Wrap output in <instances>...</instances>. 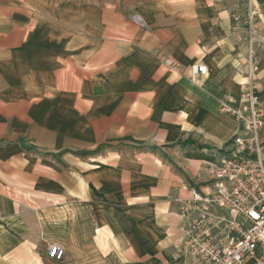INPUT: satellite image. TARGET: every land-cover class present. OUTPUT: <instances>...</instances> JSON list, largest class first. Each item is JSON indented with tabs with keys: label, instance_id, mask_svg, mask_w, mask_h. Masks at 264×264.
I'll list each match as a JSON object with an SVG mask.
<instances>
[{
	"label": "crops",
	"instance_id": "0c3cea01",
	"mask_svg": "<svg viewBox=\"0 0 264 264\" xmlns=\"http://www.w3.org/2000/svg\"><path fill=\"white\" fill-rule=\"evenodd\" d=\"M250 9L264 39V0H0V264H191L182 204L239 132Z\"/></svg>",
	"mask_w": 264,
	"mask_h": 264
},
{
	"label": "built area",
	"instance_id": "2783aa9c",
	"mask_svg": "<svg viewBox=\"0 0 264 264\" xmlns=\"http://www.w3.org/2000/svg\"><path fill=\"white\" fill-rule=\"evenodd\" d=\"M256 17L251 9L246 14H232L235 22L246 24L245 41L250 47L246 62L250 78L243 88L241 107L235 111L239 132L231 140L229 153L213 167V192L203 195L190 188V197L182 204V214L190 217V223L181 227L183 237L176 246L191 264H264V142L258 135L264 128V98L253 81V72L258 69L253 44L264 39ZM162 62L169 68L180 67L171 56ZM207 72L204 63L192 65V82ZM210 205L218 212L210 215ZM65 254V248L58 244L48 247L52 260L61 261Z\"/></svg>",
	"mask_w": 264,
	"mask_h": 264
},
{
	"label": "bare ground",
	"instance_id": "6f19581e",
	"mask_svg": "<svg viewBox=\"0 0 264 264\" xmlns=\"http://www.w3.org/2000/svg\"><path fill=\"white\" fill-rule=\"evenodd\" d=\"M139 19V18H138Z\"/></svg>",
	"mask_w": 264,
	"mask_h": 264
}]
</instances>
